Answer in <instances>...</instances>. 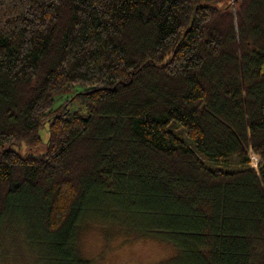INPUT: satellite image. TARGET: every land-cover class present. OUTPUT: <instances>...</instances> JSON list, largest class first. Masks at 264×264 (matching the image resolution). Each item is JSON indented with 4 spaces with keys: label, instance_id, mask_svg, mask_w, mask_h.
I'll list each match as a JSON object with an SVG mask.
<instances>
[{
    "label": "trees",
    "instance_id": "16d2710c",
    "mask_svg": "<svg viewBox=\"0 0 264 264\" xmlns=\"http://www.w3.org/2000/svg\"><path fill=\"white\" fill-rule=\"evenodd\" d=\"M263 66L264 0H0V224L34 264H90L85 221L264 264Z\"/></svg>",
    "mask_w": 264,
    "mask_h": 264
},
{
    "label": "rangeland",
    "instance_id": "374dc122",
    "mask_svg": "<svg viewBox=\"0 0 264 264\" xmlns=\"http://www.w3.org/2000/svg\"><path fill=\"white\" fill-rule=\"evenodd\" d=\"M79 91L75 88L60 95L54 108ZM68 105L71 111L82 110L78 100L69 102ZM40 137L45 144L48 139L46 128H41ZM12 148H16V145ZM14 226L0 224V264H34L33 255L25 242V231L16 228V224ZM76 247L78 255L90 264H163L176 253L174 246L164 241L137 237L118 230L106 235L95 221H85L80 225ZM39 262L37 260L38 264Z\"/></svg>",
    "mask_w": 264,
    "mask_h": 264
},
{
    "label": "built area",
    "instance_id": "2783aa9c",
    "mask_svg": "<svg viewBox=\"0 0 264 264\" xmlns=\"http://www.w3.org/2000/svg\"><path fill=\"white\" fill-rule=\"evenodd\" d=\"M250 160H251V166L256 169L258 164V158L252 153H250Z\"/></svg>",
    "mask_w": 264,
    "mask_h": 264
},
{
    "label": "crops",
    "instance_id": "0c3cea01",
    "mask_svg": "<svg viewBox=\"0 0 264 264\" xmlns=\"http://www.w3.org/2000/svg\"><path fill=\"white\" fill-rule=\"evenodd\" d=\"M263 73H264V66H263Z\"/></svg>",
    "mask_w": 264,
    "mask_h": 264
}]
</instances>
